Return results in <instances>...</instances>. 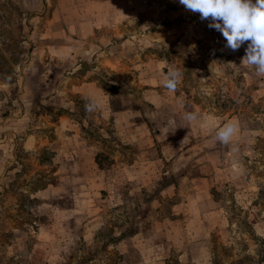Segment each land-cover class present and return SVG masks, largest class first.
Here are the masks:
<instances>
[{
    "label": "rangeland",
    "instance_id": "rangeland-1",
    "mask_svg": "<svg viewBox=\"0 0 264 264\" xmlns=\"http://www.w3.org/2000/svg\"><path fill=\"white\" fill-rule=\"evenodd\" d=\"M208 24L179 0H0V264H185L161 231L170 203L143 182L157 158L220 172L212 264H264V77Z\"/></svg>",
    "mask_w": 264,
    "mask_h": 264
},
{
    "label": "crops",
    "instance_id": "crops-1",
    "mask_svg": "<svg viewBox=\"0 0 264 264\" xmlns=\"http://www.w3.org/2000/svg\"><path fill=\"white\" fill-rule=\"evenodd\" d=\"M79 88L80 91L84 90L82 86ZM91 89L90 86L85 88L88 95H94ZM117 113L124 117L123 111ZM133 115L137 116L139 122L141 119L140 112L136 111ZM189 155H191V151L185 150L179 153L178 157ZM151 161L153 168L149 169V177H146L143 182L149 183L151 181L153 188H159L162 195L159 199L170 203L168 205V215L164 216L161 222V231L172 242L171 246L175 247V254L181 262L185 264L189 262L191 264H212L205 242L210 236L211 225L216 226L219 224V219H216V217L217 215L220 217L219 210L221 208L211 200L213 187L216 188L217 186H214L215 183H210L214 181L213 178L220 176V172L214 169L210 173H202L198 169L188 170L181 167L177 169L168 167L160 169V165H164L169 160L157 158ZM136 166L135 162L132 167L121 170L122 183L129 181L131 173L140 178L143 176L141 174L142 170L145 169L144 166L140 167L138 165V168ZM158 166L159 168H157ZM164 178L165 180H163ZM168 178H172L173 181L168 182L166 180ZM220 222H224L223 217H221Z\"/></svg>",
    "mask_w": 264,
    "mask_h": 264
},
{
    "label": "clouds",
    "instance_id": "clouds-1",
    "mask_svg": "<svg viewBox=\"0 0 264 264\" xmlns=\"http://www.w3.org/2000/svg\"><path fill=\"white\" fill-rule=\"evenodd\" d=\"M179 3L188 11L199 13L202 21L209 20L208 27L222 34L225 47L237 51L247 42L241 64L253 69L257 77H264V0H179ZM182 78L183 72L178 67H169L162 86L169 92H176ZM85 99L88 113L101 106L100 99L94 95ZM183 119L191 124L199 119V113L186 112ZM239 127L236 120L226 122L216 131L217 141L229 145Z\"/></svg>",
    "mask_w": 264,
    "mask_h": 264
}]
</instances>
